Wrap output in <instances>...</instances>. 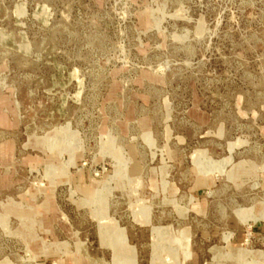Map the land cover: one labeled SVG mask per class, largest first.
<instances>
[{
    "label": "rangeland",
    "instance_id": "rangeland-1",
    "mask_svg": "<svg viewBox=\"0 0 264 264\" xmlns=\"http://www.w3.org/2000/svg\"><path fill=\"white\" fill-rule=\"evenodd\" d=\"M0 264H264V0H0Z\"/></svg>",
    "mask_w": 264,
    "mask_h": 264
}]
</instances>
